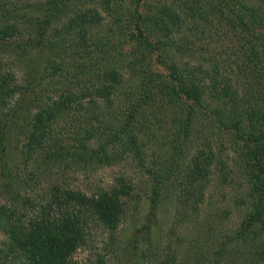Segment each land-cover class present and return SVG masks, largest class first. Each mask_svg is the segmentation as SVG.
Instances as JSON below:
<instances>
[{
	"label": "trees",
	"instance_id": "trees-1",
	"mask_svg": "<svg viewBox=\"0 0 264 264\" xmlns=\"http://www.w3.org/2000/svg\"><path fill=\"white\" fill-rule=\"evenodd\" d=\"M206 26L227 28L224 51L206 47L211 60H203L205 44L191 40ZM42 52L46 69L38 75ZM18 63L23 72L13 68ZM153 95L178 141L167 139L148 166L140 148ZM19 125L22 165L35 178L65 166H113L121 151H142L149 210L156 216L177 182L180 224L200 214L214 169L228 186L238 180L240 219L203 263L264 264V0H0L3 162ZM219 137L229 144L230 164L215 151ZM134 188L127 175L90 193L53 178L38 182L37 193L1 196L0 264H81L76 255L95 229L114 235L142 203ZM154 264L180 259L168 252Z\"/></svg>",
	"mask_w": 264,
	"mask_h": 264
},
{
	"label": "rangeland",
	"instance_id": "rangeland-1",
	"mask_svg": "<svg viewBox=\"0 0 264 264\" xmlns=\"http://www.w3.org/2000/svg\"><path fill=\"white\" fill-rule=\"evenodd\" d=\"M204 28H206L204 34L198 33L191 40L195 42L196 48L201 47V44L204 43V48L201 49L205 51V54L202 55L203 60L205 58L211 60L213 51L206 47H216L224 51L223 49L227 48V28H217L216 30L209 26ZM223 46L226 47L223 48ZM130 50L131 47L125 49V51ZM218 56L220 57V55ZM36 58L39 62L37 73L42 75L46 69L47 54L45 52L36 54ZM13 68L23 72L20 63L17 67L13 65ZM148 106V108L145 107V114L149 117V123L142 126L144 132L148 129L143 141L146 146L140 149L142 151L147 150L149 160L147 165L154 166V158L159 157L163 152L162 148L167 139L175 141V143L178 140L175 137L176 133H174L175 127L167 117L164 106L158 97L153 95V100ZM34 107L32 108L33 111H35ZM23 144L24 136L21 126H14L8 136L5 162L0 157V197L2 196V199L6 201L10 199L9 194L15 196L16 191L23 196L37 193L35 190L38 182L47 185L48 181L53 178L63 182V184L69 183V185L90 193L99 187L111 184L113 179L119 175L130 177L135 184V194L141 196L142 203L131 209L114 235H109L102 228L95 229L88 246L76 255V259L81 264H154L157 259H161L168 252L176 253L180 259V264H204L203 260L212 259V255L209 253L216 245L218 246L219 243L227 239V230L234 227L240 219L239 211L242 208L235 203L236 197H239V181L236 180L231 186H228L227 183L221 182V176L215 169L211 175V183L206 191L204 202L200 207V214L190 216L188 222L180 224L177 221L176 201L181 195L182 187L176 181L177 184L173 183V187H169L167 192L162 195L156 216L152 215L149 210L147 205L149 201L146 202L150 191L148 167L143 168L138 161L142 151L138 155L121 151V158L113 166L99 165L86 172L82 169H69L65 166L60 174L55 172L53 175L48 171L44 177L35 178L32 170L23 168L24 160L21 155ZM228 145L226 139H221V137L215 139V151L218 157L230 164ZM195 149L196 147H193L192 151ZM46 175L52 178H48ZM23 183L28 184V186L23 185ZM150 214L153 216L154 224L151 232L146 235L145 227L148 224L147 217ZM130 241L133 243L140 242L138 250L132 249L130 251L128 249L127 243L129 244Z\"/></svg>",
	"mask_w": 264,
	"mask_h": 264
}]
</instances>
